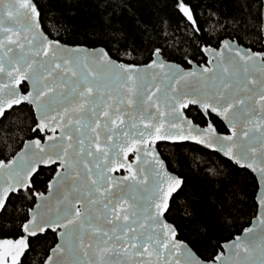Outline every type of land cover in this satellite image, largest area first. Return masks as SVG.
<instances>
[{
	"label": "snow or ice",
	"instance_id": "1",
	"mask_svg": "<svg viewBox=\"0 0 264 264\" xmlns=\"http://www.w3.org/2000/svg\"><path fill=\"white\" fill-rule=\"evenodd\" d=\"M138 6L96 5L116 42L113 59L111 47L62 44L58 30L53 36L44 28L39 0H0V128L31 134L0 159V264H26L33 242L49 232L57 240L40 264H264V191L252 227L207 259L194 249L213 225L193 211L181 220L197 227L179 240L182 225L169 220L181 193L186 207L196 204L182 170L200 174L205 192L224 191L237 170L264 183V0H232L231 15L211 13L220 26L215 37L197 19L199 3L171 0L166 7L192 35L207 37L197 45L207 64L190 69L176 62L192 64L175 31L163 18L137 17ZM125 15L135 21L127 30ZM190 106L203 127L185 115ZM213 115L226 133L207 119ZM162 145L175 150V169ZM203 149L219 159L195 155ZM49 166L45 194L35 190L36 177ZM228 215L221 207L217 220Z\"/></svg>",
	"mask_w": 264,
	"mask_h": 264
},
{
	"label": "trees",
	"instance_id": "2",
	"mask_svg": "<svg viewBox=\"0 0 264 264\" xmlns=\"http://www.w3.org/2000/svg\"><path fill=\"white\" fill-rule=\"evenodd\" d=\"M138 3V8L134 11L137 17L156 23L158 18H163L165 26L171 33L175 31L174 40L180 44L181 50L189 54V59L198 64L206 63V57L199 53L198 44L203 43L207 38L200 36L199 38L192 35L191 29L184 26L180 18L171 10V0H134ZM42 5V16L44 19V28L51 31L53 36L59 31V39L64 43L71 45H86L89 47L103 46L106 49L112 48V57L116 58V42L110 39V30L106 27L104 20L100 18V13L96 5L100 0H39ZM193 4L199 3L200 7L197 9V19L201 26H203L208 34L215 37L216 32L219 31V25L215 23V18L209 19L211 13L219 9L220 15H231L234 11L232 0H192ZM211 5V8L206 7ZM117 11H119L117 9ZM55 17V19H53ZM208 20V23H205ZM118 25L120 21L116 22ZM135 23L134 20L129 19L125 15L123 20L124 30H127ZM179 25V27H177ZM103 29V30H102ZM244 46H250L247 36H243ZM223 37V34L221 33ZM185 37H188L187 39ZM213 46H216L215 39L212 41ZM253 50H258V45H251ZM127 62L131 57H122ZM136 61L140 64L147 63V52L137 53ZM176 62L188 67L189 64L181 61L177 57ZM192 110H186V113L194 119L198 124L203 125L204 119L196 110L195 106L190 107ZM34 115V110H33ZM212 120L217 129L221 132H227V127L224 123L214 115L207 118ZM31 123L30 119H25L24 124ZM44 133H39L43 137ZM7 136V141L5 137ZM21 138L28 140L31 134H26L17 130L15 127L10 132H5L0 128V159L7 161L15 151H18L23 145L20 143ZM190 147H201L197 145H189ZM160 151L170 161V168L175 169V150L161 147ZM181 153L194 155L190 153L188 148L181 150ZM195 155L203 156L206 159L218 160V154L208 149H203ZM225 167L236 168L235 165H225ZM184 178L187 181L188 187L185 192L191 194V199L196 201L192 207H186L185 193H181L179 197L173 202L172 213L169 215V220L175 219L177 223L182 225L178 230V237L186 240L190 236V228L197 227L196 224H188L182 221L181 218L186 217L189 213L195 212L197 220L207 221L213 226L209 230L207 236L200 239L195 247V251L202 258L207 259L214 256L217 252L222 250V244L242 232L248 226L252 218L257 212L256 193L258 190V181L256 176L250 171L237 170L233 173L232 183L227 185L224 191L210 190L205 192L206 183L203 177L188 170H182ZM53 172L50 166L43 168L40 175L36 177L37 185L36 191H47V182L52 178ZM215 204V209L211 205ZM223 207L230 213L224 222L217 220V211ZM57 240L55 235L49 232L48 236L41 239L39 242H33V251L28 254L26 264H40L46 257L50 246H53Z\"/></svg>",
	"mask_w": 264,
	"mask_h": 264
},
{
	"label": "water",
	"instance_id": "3",
	"mask_svg": "<svg viewBox=\"0 0 264 264\" xmlns=\"http://www.w3.org/2000/svg\"><path fill=\"white\" fill-rule=\"evenodd\" d=\"M61 43L62 44H65V45H67V46H69V47H76V46H80L81 48H83V49H88V50H91V49H99V48H101V47H103V46H97V47H89V46H86V45H71V44H68V43H64V42H62L61 41ZM246 47V46H245ZM105 48V47H104ZM113 59H116V58H114V57H112ZM196 64H198V63H196L195 61H192V64H189V66L188 67H185V66H183L182 64H181V66L182 67H184V68H193V67H195V65ZM204 65H206L207 64V62L206 63H203ZM191 107V106H190ZM186 110L187 109H185L184 110V112H185V115L187 116V117H190L187 113H186ZM191 118V117H190ZM220 119V118H219ZM221 120V119H220ZM213 124H214V122L212 121V120H210ZM222 121V120H221ZM195 122V121H194ZM223 122V121H222ZM196 123V122H195ZM198 124V123H197ZM201 127H203V125H201V124H199ZM225 125V124H224ZM214 126L216 127V125L214 124ZM226 126V125H225ZM216 129H217V127H216ZM217 131L219 132V133H226V132H221V131H219L218 129H217ZM23 147V146H22ZM19 151V150H18ZM130 155V161L129 162H131V154H129ZM124 174V171L123 170H120V171H118V172H116V173H114V175H116V176H122ZM255 176H256V178H257V181H258V190H257V193H256V197H255V199H256V203H257V212H256V215L252 218V220H251V222H250V224L248 225V226H246V227H252V225H253V221L254 220H257V218H258V215H259V194L262 192V191H264V183H261V181H260V179H259V177L257 176V174L256 173H253ZM54 175V174H53ZM53 177V176H52ZM45 194H47V191L45 192ZM238 235H243V230H242V232L241 233H239ZM237 236V235H236ZM235 236V237H236ZM234 237V238H235ZM234 238H232V239H230V240H228V241H226V242H230V241H232ZM177 239H179V240H183V239H181V238H179L178 237V232H177ZM226 242H224L223 244H222V250L220 251V252H222V251H224V245L226 244ZM196 252V251H195ZM196 254H197V256L199 257V258H201V259H204V258H202L200 255H198V253L196 252Z\"/></svg>",
	"mask_w": 264,
	"mask_h": 264
},
{
	"label": "flooded vegetation",
	"instance_id": "4",
	"mask_svg": "<svg viewBox=\"0 0 264 264\" xmlns=\"http://www.w3.org/2000/svg\"><path fill=\"white\" fill-rule=\"evenodd\" d=\"M45 134V133H44Z\"/></svg>",
	"mask_w": 264,
	"mask_h": 264
}]
</instances>
